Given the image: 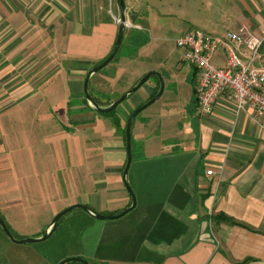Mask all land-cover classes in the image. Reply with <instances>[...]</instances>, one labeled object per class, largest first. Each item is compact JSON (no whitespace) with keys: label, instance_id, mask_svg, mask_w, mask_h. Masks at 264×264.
<instances>
[{"label":"crops","instance_id":"1","mask_svg":"<svg viewBox=\"0 0 264 264\" xmlns=\"http://www.w3.org/2000/svg\"><path fill=\"white\" fill-rule=\"evenodd\" d=\"M124 2L119 47L90 76L88 89L107 106L148 72L163 80L160 96L131 123L127 182L134 206L105 219L73 210L59 218L48 238L28 242L21 261L8 257L3 263L58 264L76 256L90 264H264V115L236 111L227 95L202 112L193 88L196 69L188 62L186 68L180 47L157 46L155 41L165 39L154 35L173 27L158 18L176 19V34L244 27L262 37L253 66L264 69V0H179L176 9L173 0L161 7L151 0ZM204 5L208 12L202 16ZM117 18L118 0H0V137L2 116L19 114L27 104L39 112L33 99L43 97L72 130L85 126L99 134L87 153L88 137L81 132L79 155L66 158L70 170L35 175L44 177L41 183H27L20 157L10 160L9 151L0 149V204L5 210L45 207L49 216L36 236L64 199V206L81 203L102 215H116L131 204L122 180L125 125L157 93L160 80L150 75L112 114L93 111L83 96L86 73L115 44ZM238 53L249 56L245 46ZM211 59L226 63L222 51ZM67 135L71 152L74 138ZM8 163L16 171H7Z\"/></svg>","mask_w":264,"mask_h":264},{"label":"rangeland","instance_id":"2","mask_svg":"<svg viewBox=\"0 0 264 264\" xmlns=\"http://www.w3.org/2000/svg\"><path fill=\"white\" fill-rule=\"evenodd\" d=\"M167 1L168 0H151V2H153L157 7L165 6V4L167 5ZM177 1L179 0H173V8L175 9ZM204 6L206 7L205 10L201 8L202 16H205V14L208 12L207 6ZM153 14L154 13L152 12V15ZM165 22L172 23L175 29L173 27L168 30L167 27L160 29V31L154 35L160 36V39L163 38L165 39V41L159 40L155 42L157 46H177L175 40L180 34H176L175 31L177 29V25L175 24L178 21L174 18L157 19V23L159 24H164ZM184 65L186 66V68H190L187 62H184ZM33 102L36 107L40 108L39 112H36L35 110L33 112L32 108H28L27 104V107L17 110L19 114H16V112L13 110L7 112L4 116H2V123L4 125L5 131L0 137L2 138V141H0V149L3 148L9 151L10 157H8V159L10 160L18 159L20 157V160L22 161V164L24 166L22 167V170H24L26 174H29L27 183H34L35 180L41 183L42 181L44 182V180H42V178L44 179V177H37L35 175L43 174L42 172L51 169L57 174L59 173V175L70 170V167H68L66 163V161H68L66 158H69V156L72 157L74 155H79V142H82L80 138L81 132L82 134L87 135L84 136V138L88 137L86 146L87 153H89V150L93 149V147L95 146V144L93 146V143H95L96 140L93 139H95L96 135L99 136V134L95 131V129L85 126H82L81 128H78L76 130H72L74 127L70 125V121L63 118V114H60L58 110L55 111L51 104L48 105L44 97L39 101L33 99ZM25 103L27 102H24L23 106H26ZM67 134L71 135L72 138H74L71 143V152L69 151L70 148L67 145ZM74 135H77L76 139ZM44 156L45 158L43 159V161H41V158ZM58 157L60 159H63L64 161L62 163L58 162ZM14 165L17 166L16 163ZM11 166L13 165L11 163H8V167L6 170L11 172L16 171L14 169L15 167ZM63 167L64 169H62ZM30 186L33 185L30 184ZM3 197L4 196L0 195V201L4 200ZM66 203L67 199H64L59 202L57 206L58 208L63 209L68 206H64ZM21 208L22 206H19L17 208L11 205V208L5 210L3 209V205L1 203L0 216L5 220L8 228L15 238L38 237L36 236L38 234V231H40L41 228L44 227L43 225L48 219V211L44 210L45 207H43L42 205L33 203L23 205V208ZM77 209L80 208L71 209L70 211L63 214L60 218H64L65 216H67V214ZM53 216L54 214L52 215V217ZM28 244L31 243L12 242L0 228V261L4 262L8 257H10L13 261H21L23 258L22 248H24ZM68 263L76 264V262L72 261H68ZM33 264L38 263L34 262Z\"/></svg>","mask_w":264,"mask_h":264},{"label":"built area","instance_id":"3","mask_svg":"<svg viewBox=\"0 0 264 264\" xmlns=\"http://www.w3.org/2000/svg\"><path fill=\"white\" fill-rule=\"evenodd\" d=\"M175 42L182 49L183 60L196 69L193 88L202 112L210 111L220 95H227L236 111L249 108L264 115V69L253 66L262 37L244 27L223 34L193 29L180 34ZM239 46L248 49V57L239 55ZM216 51L224 53V65L212 61Z\"/></svg>","mask_w":264,"mask_h":264},{"label":"water","instance_id":"4","mask_svg":"<svg viewBox=\"0 0 264 264\" xmlns=\"http://www.w3.org/2000/svg\"><path fill=\"white\" fill-rule=\"evenodd\" d=\"M118 7H119V18H118L119 24H118V31H117L115 44H114L111 52L108 54V56L104 60H102L100 63H98L97 65L93 66L86 73V75L84 77V81H83V93H84V97H85L88 105L91 107V109L93 111L106 113V112H109L112 109H114L118 104H120L121 101L126 96H128L130 93L135 91L150 75H157L159 80H160V86H159V89H158L157 93L150 100L145 102L140 107L136 108L128 116L127 121H126V125H125L126 162H125V166H124L123 171H122V180H123V183L125 185V188L127 189L128 193L130 195L131 204H130V206H128L127 208H125L123 211L119 212L116 215H102V214H100L98 212H95L90 206L85 205V204H81V203L70 204V205L66 206L65 208L61 209L60 211L56 212V214H54V216L51 218V220L49 221L47 226L44 228L43 233L40 236H38V237L15 238L13 236V234L11 233L10 229L8 228L7 224L3 220V218L0 216V228L2 229L4 234L14 243L38 242V241L45 240L46 238H48L50 236L52 231L55 229V227L57 225V222H58V219L63 214H65L66 212H68V211H70L71 209H74V208H80V209L84 210L85 212H87L88 214H90V215H92V216H94L96 218L105 219V218H114V217L121 216L126 211H128L129 209H131L134 206L135 198H134L133 192H132V190H131L128 182H127V172H128L129 164L131 162V146H130L131 123H132V120L135 117V115L140 110H142L145 106H147L148 104H150L151 102H153L154 100H156L160 96V94H161V92L163 90V80L161 78V75L158 72H156V71L148 72L134 86H132L128 90L124 91L116 100H114L113 102H111L107 106H100L91 97V95L89 93V89H88L89 78H90V76L92 74H94L95 72L100 70L102 67H104L107 63H109L111 61V59L113 58L114 54L116 53V51H117V49L119 47V44L121 42V38H122V35H123L124 28L126 26L125 2H124V0H118ZM67 261H77V262H80L82 264H90L88 261H86V260H84V259H82L80 257H75V256L64 258L58 264H64ZM0 264H4V263L0 261Z\"/></svg>","mask_w":264,"mask_h":264},{"label":"trees","instance_id":"5","mask_svg":"<svg viewBox=\"0 0 264 264\" xmlns=\"http://www.w3.org/2000/svg\"><path fill=\"white\" fill-rule=\"evenodd\" d=\"M85 102H86V99H85ZM113 110L114 109H112L111 111H109L108 113H111L112 114V112H113ZM4 220V219H3ZM5 221V220H4ZM6 223V222H5ZM72 262H76V261H72ZM76 264H82V263H80V262H76Z\"/></svg>","mask_w":264,"mask_h":264}]
</instances>
